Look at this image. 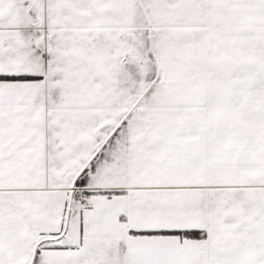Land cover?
I'll list each match as a JSON object with an SVG mask.
<instances>
[{"label": "snow or ice", "instance_id": "snow-or-ice-1", "mask_svg": "<svg viewBox=\"0 0 264 264\" xmlns=\"http://www.w3.org/2000/svg\"><path fill=\"white\" fill-rule=\"evenodd\" d=\"M0 264H264V0H0Z\"/></svg>", "mask_w": 264, "mask_h": 264}]
</instances>
